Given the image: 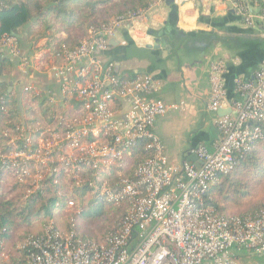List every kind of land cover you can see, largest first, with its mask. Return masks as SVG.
<instances>
[{
  "label": "built area",
  "instance_id": "obj_1",
  "mask_svg": "<svg viewBox=\"0 0 264 264\" xmlns=\"http://www.w3.org/2000/svg\"><path fill=\"white\" fill-rule=\"evenodd\" d=\"M162 1L148 0L139 11L90 27L72 49L61 45L56 53L61 61L48 70L60 92L51 88L44 96L32 85L23 88L25 96L35 97L22 99V106L37 109L42 100L47 107L72 103L75 114L70 116L71 123L62 136L53 137L60 133L55 130L54 145L41 150L36 143L32 147L29 125L24 122L31 112L24 110L21 123L16 125V136L10 139L2 134L10 140L6 143L10 148H0V189L7 171L26 177L25 162L33 158L54 174L69 167L73 181L70 179L68 184L80 189L93 186L91 182L84 183L82 174L99 180L121 176L141 141L151 151V156L138 165L136 179L123 178L119 190L112 191L105 182L101 188H92L98 189L106 201L131 203L112 234L98 242L82 239L73 230L56 229L53 223L44 224L39 234L29 235L15 246L20 254L27 252V264H239L235 251L243 250L264 263V210L254 218H226L214 214L204 199L219 176L233 167L236 154L261 135L264 59L252 81L236 79V90L242 99L234 101V114L217 119L220 140L214 151L199 145L194 150L199 165L190 161L174 165L169 164L153 127L156 117L175 105H166L151 96L157 86L150 73L121 77L115 72L114 62L101 57L108 48V37H114L126 25L146 20ZM225 1L245 24L264 22V0L258 7L251 4L257 0ZM0 49L17 62L23 73L33 67V58L24 54L12 37L3 35ZM224 72L222 61L210 67L209 108L213 111L220 109L226 98ZM63 122L64 119L59 124ZM55 176L50 177L49 172L53 183L65 184ZM67 206H74V201L69 200ZM0 264H16L10 261L3 236Z\"/></svg>",
  "mask_w": 264,
  "mask_h": 264
},
{
  "label": "crops",
  "instance_id": "obj_2",
  "mask_svg": "<svg viewBox=\"0 0 264 264\" xmlns=\"http://www.w3.org/2000/svg\"><path fill=\"white\" fill-rule=\"evenodd\" d=\"M257 1L250 3L258 7L261 0ZM231 9L233 7L225 0H174L170 5L163 0L146 20L119 29L114 43L109 42L107 50L101 54L106 61L114 62L115 72L121 77L150 73L157 86L151 96L166 105H175L176 108L158 115L153 127L169 164L190 161L199 165L198 158L197 161L192 159L199 145L214 151L220 140L217 119L224 114H234V101L242 99L236 90V79L252 81L264 59V23L247 25ZM155 33L160 34V47L145 48L153 42ZM46 42L41 38L30 53L23 52L34 61L27 73H23L17 63L9 74H1V69L0 79L8 81L9 91L17 93L15 87L22 83V74L29 80H37L39 85H31L44 96L47 89H58L48 72L51 65L43 67V79L38 80L35 75L45 56L50 55ZM41 44L45 49H38ZM216 61L225 64L223 79L227 94L223 106L213 111L209 108L210 67ZM23 88L19 89L21 95H24ZM26 109V106L21 107V117ZM37 109L34 108L35 112ZM49 172L50 177L56 175L54 171Z\"/></svg>",
  "mask_w": 264,
  "mask_h": 264
},
{
  "label": "trees",
  "instance_id": "obj_3",
  "mask_svg": "<svg viewBox=\"0 0 264 264\" xmlns=\"http://www.w3.org/2000/svg\"><path fill=\"white\" fill-rule=\"evenodd\" d=\"M147 4L148 0H0V40L3 35H8L15 40L20 49L29 48L28 53H30L35 43L46 37L48 39L46 48L50 53H57L63 44L71 49L77 46L90 27L106 23L111 16L139 11ZM0 56L1 74L11 73L17 62L2 49ZM8 87V81L0 79V106H2L0 120H4L0 128V139L3 138L1 132L3 128H10L11 132L16 133V125L22 121L20 113L22 99L33 100L35 97V95H21L19 92L14 94L8 90ZM44 102L42 100L43 107L47 106ZM27 111L35 112L33 107L27 108ZM36 121V118L29 117L24 122L26 126H32ZM8 148L10 145H3V150ZM150 156L151 151L144 148V141H141L121 176L110 175L99 180L93 176L86 178L82 174L80 177L88 179L87 181L93 186L80 189L72 186L73 189L68 190L61 183H53L51 178L45 180V184L40 182L41 186L30 193L26 191V184L14 182L8 185L0 194V236L5 238L10 261L27 264L25 259L27 252L20 254L15 246L29 235H37L41 232V229L31 232L29 226L43 217H52L51 213L55 209L56 214H59L71 208L67 206V202L77 196L80 197L81 209L72 213L70 210L69 216L81 220L88 217L100 219L97 232L92 236H84L78 233V224L72 221L66 223V230L56 223L53 226L65 231L73 230L82 239L104 240L115 231L130 210L131 203L128 200L119 204L106 201L98 189L92 190V188L94 186L101 188L105 182V186L112 191L119 190L122 187L121 180L136 179L135 172L138 165ZM63 173L67 175L69 173L71 179L69 167L60 168L55 177L60 178ZM90 191L94 193V198L85 204L86 200L83 196ZM204 199L213 207L214 214L226 218H254L264 210V122L260 137L236 154L233 167L219 176L217 182L206 192ZM220 199L226 204L234 205L237 208L236 212L223 213L225 207L220 205ZM234 256L256 260L254 264H264L261 258L244 250L235 251Z\"/></svg>",
  "mask_w": 264,
  "mask_h": 264
},
{
  "label": "rangeland",
  "instance_id": "obj_4",
  "mask_svg": "<svg viewBox=\"0 0 264 264\" xmlns=\"http://www.w3.org/2000/svg\"><path fill=\"white\" fill-rule=\"evenodd\" d=\"M112 17H114V16H111L110 19ZM85 36L86 35H84L81 39H83ZM47 40L48 39L46 38V41ZM38 49L39 50L45 49V47L42 46V44H41ZM21 50H22V52H27L29 50V48H21ZM60 61H61L60 57L58 55H56L55 52L50 53V55H46L40 69L38 68L37 71H35V75L38 78V80L41 78L42 79L44 78V74H45V69L43 70L44 66L46 68L47 66L55 65L56 63H58ZM22 75H20V77H22V83L20 85H18V87H15V91L19 92L20 87L23 88L27 84L28 85H31V84L35 85V83H37L36 85H39L37 80H36V82L34 80L33 81L29 80L27 76H25L24 74H22ZM41 76H43V77H41ZM23 81H24V83H23ZM39 83L42 86V82L39 81ZM28 96H30V94ZM55 104H60V103L57 102ZM74 110H75L74 105L72 103L71 104L67 103L65 105H61L60 107L55 106V105L54 106L50 105V107H47V106H44L41 108L39 107L36 112H31L30 115H27V118L29 116H31V117H34L37 119V121L34 123V125H32V126L30 125L28 128L30 131V134L28 136H29V138H31L33 140L32 147H33V144L36 143V148L42 150L43 147H51L52 145H54L52 143V135L55 133V130H60V133L54 134L53 137L56 135L62 136L61 132H64L66 130L67 126L71 123L69 119H70V116L75 114ZM63 119H64V122L62 124H59ZM3 123H4V120H1L0 121V128L3 126ZM38 131H39V134H35ZM1 132H2V134L10 137V139L16 136L13 132L10 131V128H3ZM8 142H10V140H6L4 137L2 139H0V148L3 149V145L8 143ZM29 150L36 152L35 151L36 149L29 148ZM35 160L36 159L33 158V159L27 160L25 162V165L27 168V172H26L27 176L26 177L23 175H20L16 171H12V170L7 171L6 175L4 176L5 180H3V183L1 185L0 194L6 190V187L8 185H12L14 182H16L18 184H26L27 185L26 191L28 193L33 192L38 187H40L41 186L40 182H43V184H45L46 183L45 180L50 179L48 177L49 172L46 171L45 169H43L41 172V166ZM47 174H48V176H47ZM85 176H86V178L88 176L91 177V175H85ZM113 176L114 175H112V177ZM82 178H84L83 179L84 183H89L87 181L88 179H85V177H82ZM56 179H58V178L56 177ZM59 179H61V180L63 179L65 181V184L62 186H64L68 190L73 189V188H71L72 186H70L68 184L69 180H70L69 173H68V175L63 173ZM52 181H53V179H52ZM256 193L259 195L258 191H256ZM93 194L94 193L91 191L84 194L83 198L86 200L85 204L87 203V201L94 198ZM219 197H221V196H219ZM79 198L80 197H78V196L75 199L72 198L74 201V206L62 211V213L56 214V209H55L52 211L53 213H51L52 217L51 216L49 218L43 217V218L39 219L38 221L34 222L32 225L29 226L30 231L31 232L39 231L45 222H49V224L56 223L62 229L66 230V227H65L66 223L69 221H72L73 223L78 224V230H77L78 233L84 234V236H92L94 233L97 232V228H98L99 224L101 223L99 221L100 219L95 220V218L88 217L87 219L85 218V219L81 220V219H77V218H74L72 216H69L70 210H71V213L80 211L81 205L79 204ZM219 203L222 207H225L223 213L231 214V213L236 212L237 208L234 205L226 204V202L222 199L219 200ZM85 204H83V205H85ZM122 208H124V205ZM212 209H213V207H212ZM87 239H90V238H87ZM90 240H94V239H90ZM94 241H97V240L95 239ZM98 242H100V241H98ZM236 259H237L239 264H254V263H256V260L249 259V258H242V257L238 258L236 256Z\"/></svg>",
  "mask_w": 264,
  "mask_h": 264
},
{
  "label": "water",
  "instance_id": "obj_5",
  "mask_svg": "<svg viewBox=\"0 0 264 264\" xmlns=\"http://www.w3.org/2000/svg\"><path fill=\"white\" fill-rule=\"evenodd\" d=\"M173 2H174V0H166V3L169 4V5L172 4ZM231 11L234 13L235 12L234 8L231 9ZM259 23L263 24L264 22H257L256 25L259 24ZM109 42H113L114 43V37H112V36L108 37V43ZM160 45H161L160 34H157L156 36H154L153 42L151 44L146 45L145 48H147V49H157V48L160 47ZM0 60H1V57H0ZM0 71H1V68H0ZM192 159H193V161H197L198 160L196 155H194L192 157Z\"/></svg>",
  "mask_w": 264,
  "mask_h": 264
}]
</instances>
